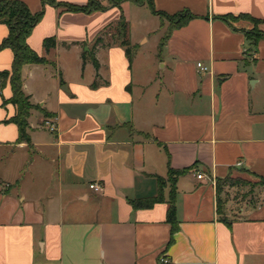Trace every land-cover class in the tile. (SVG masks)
<instances>
[{
	"label": "crops",
	"instance_id": "crops-1",
	"mask_svg": "<svg viewBox=\"0 0 264 264\" xmlns=\"http://www.w3.org/2000/svg\"><path fill=\"white\" fill-rule=\"evenodd\" d=\"M22 1L43 9V0ZM101 3L91 13L48 4L30 35L55 63L23 69L26 94L51 113L32 112L31 143L6 122L17 114L4 105L10 82L0 89V264H264V197L227 224L217 186L236 169L264 176V38L252 45L255 24L240 17L264 20V0H154L159 11L195 16L163 47L166 25L147 4ZM124 25L133 61L118 39ZM8 34L0 23V43ZM93 53L99 68L84 59ZM13 61L12 49L0 51V71ZM170 167L191 170L173 182Z\"/></svg>",
	"mask_w": 264,
	"mask_h": 264
},
{
	"label": "trees",
	"instance_id": "trees-1",
	"mask_svg": "<svg viewBox=\"0 0 264 264\" xmlns=\"http://www.w3.org/2000/svg\"><path fill=\"white\" fill-rule=\"evenodd\" d=\"M125 1H131L137 5H148L151 11L159 15L163 22L168 20L170 25L167 33L161 43L163 47L167 40L170 38L173 31L177 28L185 26L189 21L195 18V16L190 11H184L175 15H170L166 12L159 11L154 3V0H109L111 6H120ZM54 6H64L71 11H83L86 13H91L94 10H104L106 7L95 0H91L87 5H76L71 3H59L57 0H43V9L37 13L32 12L29 5L22 0H0V23H4L9 28L8 36L0 43V51L10 48L14 52V61L11 70L0 71V89L4 88L8 82H10L13 90V95L10 99L4 98V105L8 103H13L17 107V114L6 120L7 123H15L19 126L20 137L19 142L31 143L32 138L30 134V122L29 118L34 110L42 111L46 116L51 115L46 109L41 107L39 104L32 102L31 97L26 94L24 90V79H23V69L28 64H55L51 62L47 57L40 55L35 49H33L28 39L32 34L34 28L41 21L45 15L47 5ZM240 17L250 19L254 22V29L247 31L246 36L250 43L254 46L258 45L259 41L264 38V32L258 27L260 23L264 20L256 19L250 15H241ZM240 17L234 15H225L223 18L226 21H234ZM107 33V32H106ZM118 39L123 47L126 48L127 55L130 61H133V46L130 42L128 31L126 25L119 29ZM102 37H99L97 42L101 41ZM57 46L56 37H47L44 40V47L47 51ZM88 57L93 61L96 68H99L100 64L95 54L87 56L84 54L85 61ZM191 168L184 170H175L170 167L169 169V179L170 181H175L181 174L187 173ZM254 174V173H252ZM259 179L258 184L264 186V176L257 175ZM161 190L165 185V180L159 178ZM228 182H232L233 185L236 183L234 180L228 176L225 179H218V193L223 189V186ZM163 200V194L160 193L157 197L135 201L134 206L139 207H149L154 203ZM170 207L168 211V221L172 224L173 234L178 230V218H177V205H176V189L174 188L171 192ZM221 210V209H220ZM222 221L230 224V221L226 217H222ZM173 241V237L170 244Z\"/></svg>",
	"mask_w": 264,
	"mask_h": 264
},
{
	"label": "rangeland",
	"instance_id": "rangeland-1",
	"mask_svg": "<svg viewBox=\"0 0 264 264\" xmlns=\"http://www.w3.org/2000/svg\"><path fill=\"white\" fill-rule=\"evenodd\" d=\"M165 25L166 34L170 25L168 20H165ZM230 177L236 184L228 182L220 192L222 214L229 220L235 216L233 213L236 209L245 204H258L264 197V186L258 184L257 176L246 169L233 170Z\"/></svg>",
	"mask_w": 264,
	"mask_h": 264
},
{
	"label": "built area",
	"instance_id": "built-area-1",
	"mask_svg": "<svg viewBox=\"0 0 264 264\" xmlns=\"http://www.w3.org/2000/svg\"><path fill=\"white\" fill-rule=\"evenodd\" d=\"M97 2H103L104 0H95ZM199 68L201 69V71L203 72H208L209 68L203 63V62H199L198 63ZM52 130H56V127H51ZM205 177V175L203 173H199L198 174V178L203 179ZM91 187L97 191H100L102 189V186L99 183H93L91 184ZM162 264H170L168 259L165 257H162Z\"/></svg>",
	"mask_w": 264,
	"mask_h": 264
}]
</instances>
